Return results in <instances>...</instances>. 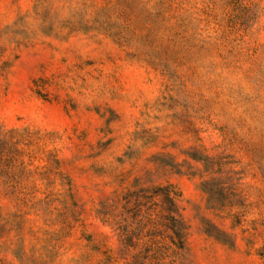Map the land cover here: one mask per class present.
<instances>
[{
  "label": "rangeland",
  "instance_id": "1",
  "mask_svg": "<svg viewBox=\"0 0 264 264\" xmlns=\"http://www.w3.org/2000/svg\"><path fill=\"white\" fill-rule=\"evenodd\" d=\"M0 264H264V0H0Z\"/></svg>",
  "mask_w": 264,
  "mask_h": 264
}]
</instances>
